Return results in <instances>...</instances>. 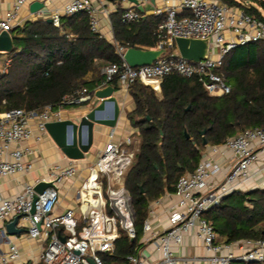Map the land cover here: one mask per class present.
Wrapping results in <instances>:
<instances>
[{
	"label": "built area",
	"instance_id": "1",
	"mask_svg": "<svg viewBox=\"0 0 264 264\" xmlns=\"http://www.w3.org/2000/svg\"><path fill=\"white\" fill-rule=\"evenodd\" d=\"M27 2L16 0L10 10L2 12L0 9V35L5 31L11 33L18 26L19 15ZM105 11L109 13L108 9ZM79 12L89 15L92 29L99 33V11L92 0H73L65 5L63 12L50 18L55 26H60L62 16ZM40 13L45 20L48 18L43 10ZM164 13L163 9L155 12L156 15ZM166 15L157 29L156 48L170 50L177 37L209 39L208 58L196 63L182 58L178 51H170L152 65L131 67L124 60L126 50L115 43L123 62L104 67L105 82L99 89L112 86L117 80L127 92L137 82L157 91L167 77L179 75L197 79L211 96L222 97L231 92L221 71L227 55L239 46L264 41L263 21L218 0H180ZM122 19L127 24L137 23L142 14L130 9ZM11 63L12 58H8L0 74L7 73ZM94 98L95 94L84 89L64 97L59 108L47 105L40 111L12 109L1 113L0 179L31 174L34 163L29 158L38 152L33 143L39 144L49 135L46 125L65 120L66 107L89 104ZM113 113L112 110L110 114ZM134 143L131 137L116 139L115 128L111 129L108 143L95 165L89 168L88 177L80 188V222L74 210L63 215L55 213L60 201L58 185L80 173L75 164L50 166L49 179L43 181H52L55 187L41 195L35 191L36 184L26 185L13 197L0 194V234L8 246L0 255V264H106L102 256L115 253L123 232L135 240L136 214L125 182L137 153ZM206 152L195 171L182 176L175 192L164 197L175 196L176 200L164 209L169 223L163 231L155 230L153 221L159 218L158 210L164 198L150 205L143 226L144 246L129 255L124 264H264V239L230 243L219 236L206 218L207 212L235 192L264 189V128L246 129L223 145L208 147ZM217 156L224 158V162ZM16 217H20L17 227L26 230L24 236L46 237L47 245L39 259L25 260L15 241L18 236L8 234L7 225ZM189 237L201 241L204 254L185 253Z\"/></svg>",
	"mask_w": 264,
	"mask_h": 264
},
{
	"label": "trees",
	"instance_id": "2",
	"mask_svg": "<svg viewBox=\"0 0 264 264\" xmlns=\"http://www.w3.org/2000/svg\"><path fill=\"white\" fill-rule=\"evenodd\" d=\"M110 1L118 4L111 15L118 48H156L157 29L167 15L144 18L140 12L139 22L127 24L120 5L124 0ZM219 1L264 22V0ZM13 41L11 66L0 74V113L59 108L64 97L84 89L94 95L105 82L104 67L123 62L117 47L92 29L86 12L62 16L60 26L28 21L13 30ZM170 51H177L175 44ZM221 71L231 87L222 97L211 96L197 79L179 75L167 77L160 94L141 82L131 87L136 109L128 117L141 140L125 182L137 237L132 240L123 232L115 253L105 255L109 264H123L139 251L150 205L174 193L178 180L195 171L208 147L223 145L246 129L264 128V41L233 49ZM112 85L120 89L117 80ZM206 218L230 243L264 239V189L235 192Z\"/></svg>",
	"mask_w": 264,
	"mask_h": 264
},
{
	"label": "crops",
	"instance_id": "3",
	"mask_svg": "<svg viewBox=\"0 0 264 264\" xmlns=\"http://www.w3.org/2000/svg\"><path fill=\"white\" fill-rule=\"evenodd\" d=\"M16 0H0V9L2 12H6L11 9L13 3ZM73 0H28L26 5L22 8L21 13L18 18V26H24L28 21H36L39 19L45 20L42 18V13L33 14L31 12V5L35 2L44 3L45 7L43 9V14H45L48 18L57 13L63 12L65 5ZM145 9V15H155V12L158 9H163L166 14L167 10L172 7L179 5L180 0H140ZM93 5L99 11V21H100V36L106 39L110 44L115 46L116 39L112 24V14L116 12L118 8V4L113 3L110 0H92ZM121 7L124 10L134 9L139 11L134 4H132L128 0H124L121 2ZM105 9L109 10V13L105 11ZM140 12V11H139ZM11 36L13 37V31L11 32ZM113 86V85H112ZM114 87V86H113ZM162 87V86H161ZM99 90V89H97ZM161 88L156 92L158 94L161 93ZM155 91V90H154ZM116 95L119 98L121 105V116L118 122L116 131V139L125 140L128 137H131L134 142L136 140H141L140 133L138 129L134 128L129 120V114L136 109V103L132 96L130 95V91L127 92L122 90L120 87L119 90H116ZM95 97L92 102L89 104H85L88 106H84L81 108L70 107L69 110H65V119L78 120L82 116H84L87 112H89L94 106L99 104V100ZM83 106V105H82ZM77 107V106H76ZM5 112V111H4ZM1 112V113H4ZM0 113V114H1ZM106 115H109L106 114ZM111 132V128L107 127H95V145L92 151L87 155L85 160L81 161H72L68 159L63 152L58 148L55 142L52 140L50 135L46 136L42 142L39 144L33 143L34 147L38 150L36 155H33L29 158L34 163V171L29 175H16L12 177H7L0 179V194L6 197H13L16 194L20 193L26 185H35L38 182H42L44 179H49L47 169L53 165H60L62 167H67L71 164H75L79 167L80 173L78 176L65 180L58 185L60 192V201L56 207L55 213L58 215L66 214L70 210H74L76 212V218L81 220V206L79 204L78 195L82 184L85 182L88 177V170L98 160L100 153L104 150L106 144L108 143V135ZM136 144V143H134ZM136 148V147H135ZM138 149H136L137 151ZM207 152H204V156L206 157ZM217 158L224 162V158L217 156ZM227 163V162H226ZM168 194V193H166ZM166 194L162 197L164 198ZM161 198V199H162ZM176 200L175 196H172L171 199L164 198L162 200V204L158 210V219L153 221L154 228L157 231H163L169 223L168 215L164 212V209L167 208L173 201ZM16 242L24 253L25 260H37L40 258V255L44 248L47 245V239L45 236L39 239H30L27 236H24V233L21 235H17ZM143 237L140 241L142 243ZM143 244V243H142ZM144 246V245H143ZM8 250L7 244L4 242L0 234V255ZM140 250V249H139ZM185 253L188 255H201L204 254V248L198 239L193 237H189L186 241L184 247ZM124 264V263H123Z\"/></svg>",
	"mask_w": 264,
	"mask_h": 264
},
{
	"label": "water",
	"instance_id": "4",
	"mask_svg": "<svg viewBox=\"0 0 264 264\" xmlns=\"http://www.w3.org/2000/svg\"><path fill=\"white\" fill-rule=\"evenodd\" d=\"M145 15V9L140 0H128ZM45 7L44 3L35 2L31 5V12L37 14ZM48 23H53L50 18ZM175 46L180 56L188 61L200 62L206 60L209 56L211 44L209 39L194 38H175ZM14 50V41L10 32H3L0 35V53H11ZM167 48L154 49H136L129 48L124 53V60L131 67H142L152 65L165 55L169 54ZM95 97L99 100V104L94 106L89 112L78 120L65 119L63 121L51 122L46 125L48 134L60 148L63 154L72 161L85 160L87 155L92 151L95 145V127L97 125L107 128H116L121 116V105L116 89L113 86L101 88L95 92ZM114 111L113 115L110 114ZM109 115H106L108 114ZM207 131H203L202 135H206ZM207 145V141H205ZM55 187L54 182L43 181L35 185V191L41 195L46 189ZM38 197L35 198L36 202ZM35 213V208L31 214ZM20 217H16L13 222L7 225L9 235H21L25 233L24 228H18ZM40 227V225H39ZM63 242L65 239L63 238Z\"/></svg>",
	"mask_w": 264,
	"mask_h": 264
},
{
	"label": "rangeland",
	"instance_id": "5",
	"mask_svg": "<svg viewBox=\"0 0 264 264\" xmlns=\"http://www.w3.org/2000/svg\"><path fill=\"white\" fill-rule=\"evenodd\" d=\"M219 1V0H218ZM221 2V1H220ZM247 4V6L250 4V2L249 3H246ZM8 58H11V56L9 55V53H1L0 54V69H3V67H4V65H5V62H6V60L8 59ZM97 100V99H96ZM92 104H93V102H92ZM84 106H88V105H83V106H77V107H75V108H81V107H84ZM69 108L70 107H68V108H66L65 110H69ZM97 127H100V125H97ZM103 127V126H102ZM136 144H135V147H136V149H138V147H139V144H140V140H136V142H135ZM130 192V191H129ZM131 194V193H130ZM103 257V259L105 260V262H106V264H109L108 263V261L106 260V258H105V256H102Z\"/></svg>",
	"mask_w": 264,
	"mask_h": 264
}]
</instances>
